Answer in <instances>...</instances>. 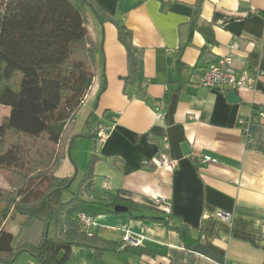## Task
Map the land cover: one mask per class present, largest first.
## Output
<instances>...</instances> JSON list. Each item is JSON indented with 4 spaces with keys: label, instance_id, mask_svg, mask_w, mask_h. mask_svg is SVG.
Listing matches in <instances>:
<instances>
[{
    "label": "crops",
    "instance_id": "crops-1",
    "mask_svg": "<svg viewBox=\"0 0 264 264\" xmlns=\"http://www.w3.org/2000/svg\"><path fill=\"white\" fill-rule=\"evenodd\" d=\"M93 1L106 14L102 21L92 9L85 12L98 45L96 75L55 174L75 176L71 187L78 189L95 156L96 191L166 216L163 222L134 219L128 209L95 216L93 234L122 242L129 233L153 252L108 250L104 264H121L111 256L116 253L133 255L126 264L136 258L139 264H264V117L258 115L264 76L237 91L240 101L229 99L230 89L205 88L195 77L230 53L238 72L264 71V0H203L199 15L197 0ZM209 23L213 42L200 29ZM118 26L132 32L139 48L137 83L127 88L128 52ZM0 111L1 122L10 107L0 104ZM250 117L246 127L238 124ZM100 125L110 129L103 143L94 134ZM161 152L179 160L175 170L153 163ZM205 155L216 161L201 162ZM0 186L8 187L2 174ZM223 210L233 214L230 223L217 217ZM25 222L11 210L3 226L18 241ZM179 225L199 238L191 249L171 228ZM63 227L67 234L84 230L78 219L65 220ZM24 256V264H36L34 256ZM67 264H96L94 249L73 245Z\"/></svg>",
    "mask_w": 264,
    "mask_h": 264
},
{
    "label": "trees",
    "instance_id": "trees-1",
    "mask_svg": "<svg viewBox=\"0 0 264 264\" xmlns=\"http://www.w3.org/2000/svg\"><path fill=\"white\" fill-rule=\"evenodd\" d=\"M78 2L0 0V104L10 107L0 122V174L8 184L0 186V264H12L22 252L31 253L36 264H67L75 244L92 247L96 264H104V252L119 248L150 255L153 252L140 244L124 245L89 235L85 229L67 234L63 222L77 219L82 212L94 216L119 213L115 206L120 204L128 207L134 219L166 220L164 214L109 191H96L95 156L77 192L68 200L63 198L76 177H59L55 172L66 155L77 112L97 70L98 45L85 12L92 9L102 21L106 16L93 0ZM202 3L196 1V15ZM200 29L208 41H214L210 23ZM118 38L128 52L127 88L137 83L139 48L125 26H118ZM11 210L26 217L18 241L3 226ZM171 228L188 249L199 240L185 225Z\"/></svg>",
    "mask_w": 264,
    "mask_h": 264
},
{
    "label": "built area",
    "instance_id": "built-area-1",
    "mask_svg": "<svg viewBox=\"0 0 264 264\" xmlns=\"http://www.w3.org/2000/svg\"><path fill=\"white\" fill-rule=\"evenodd\" d=\"M261 76H264V71L260 69H255L253 72H238L234 65L233 55L230 53L211 62L202 73H199L195 77L198 84L205 88H209L211 90L230 89L231 91L237 92L242 89L252 88L257 79ZM258 115L261 118L264 117V110L259 111ZM252 117L249 119L240 118L238 120V124L242 127H246L247 123L252 120ZM109 133L110 129L102 125L96 127L94 130V134L97 135L100 143H103L107 139V135H109ZM152 160L157 167L169 171L175 170L179 165V160L172 158L166 152L159 153L154 156ZM200 161L205 163L216 161V159L209 155H205ZM104 186L108 187V182H105ZM216 215L220 220L227 223H230L233 217V214L230 211L224 210L218 211ZM77 219L87 233H89V235H93L94 232L92 230L97 226L96 217L92 214L82 212L78 214ZM123 242L124 245H139L141 243L139 239L132 237L129 233L124 236Z\"/></svg>",
    "mask_w": 264,
    "mask_h": 264
},
{
    "label": "rangeland",
    "instance_id": "rangeland-1",
    "mask_svg": "<svg viewBox=\"0 0 264 264\" xmlns=\"http://www.w3.org/2000/svg\"><path fill=\"white\" fill-rule=\"evenodd\" d=\"M98 183H100V181ZM74 185L75 186L71 187L70 190L65 191L63 193L64 200L70 199L73 196V192H77V184H74ZM11 225H13V222L12 221L9 222L8 227L11 226ZM53 231H54V225L52 223V225L50 227V234H49L50 236L53 235ZM25 253H27V254H25ZM25 253L18 255L17 259L12 264H24V263H26L25 262V257L26 256H24V255H28L29 257H32L33 256L31 253H28V252H25ZM110 254L111 253H109V255ZM131 255L132 254H126V253L111 254V256L114 258V261H118L121 264H126L128 256H131ZM135 262H136V264H139L138 263V258H136Z\"/></svg>",
    "mask_w": 264,
    "mask_h": 264
},
{
    "label": "water",
    "instance_id": "water-1",
    "mask_svg": "<svg viewBox=\"0 0 264 264\" xmlns=\"http://www.w3.org/2000/svg\"><path fill=\"white\" fill-rule=\"evenodd\" d=\"M229 99H230L231 101H240L239 95L237 94V92H234V91H231V92L229 93ZM183 148H184V151L187 152L188 149H189V145H188V143H187V144L184 143ZM127 209H128L127 206H124V205H121V204L115 206V210H116V211H126Z\"/></svg>",
    "mask_w": 264,
    "mask_h": 264
}]
</instances>
